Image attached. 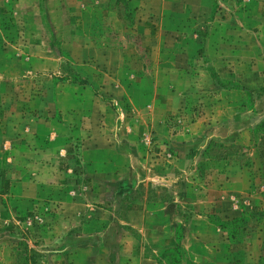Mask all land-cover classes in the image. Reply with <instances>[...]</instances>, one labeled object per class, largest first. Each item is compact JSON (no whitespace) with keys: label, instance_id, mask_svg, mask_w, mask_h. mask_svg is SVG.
Returning <instances> with one entry per match:
<instances>
[{"label":"rangeland","instance_id":"obj_1","mask_svg":"<svg viewBox=\"0 0 264 264\" xmlns=\"http://www.w3.org/2000/svg\"><path fill=\"white\" fill-rule=\"evenodd\" d=\"M9 1L21 7L0 4V62L23 63L13 72L0 68V76L12 80L5 94L22 99L19 116L30 109L27 99L45 92L48 73L53 83L86 84L95 94L96 76L60 53L58 40L48 37L49 23L40 30L25 22L31 11L23 6L33 0ZM50 1L48 15L64 13L63 24L52 22L58 32L66 23L70 48L123 50L137 78L143 74L166 93L181 90L183 98L174 116L143 138L135 165L127 167L126 149L98 151L81 137L54 153L22 151L18 168L0 152V264H128L131 253L134 260L145 255L149 264H170L169 256L177 255L180 264H192L190 249L182 247L192 223L202 225L198 234L207 248L196 254L206 264H264V130H254L264 120V0H60L68 12ZM46 43L62 64L34 71L27 54L38 47L34 51L44 55ZM72 57L81 61L85 55ZM169 69L186 76L184 87H167ZM111 105L134 112L131 105ZM85 125L90 129L91 123ZM25 132L24 140L32 141ZM31 172L38 180L15 181ZM132 172L142 182L130 193L119 178ZM238 175L248 184V194L239 193V215L196 209L195 193ZM173 184H184L186 197L169 209L164 203L175 201ZM177 237L180 254L174 249L164 255Z\"/></svg>","mask_w":264,"mask_h":264},{"label":"crops","instance_id":"obj_2","mask_svg":"<svg viewBox=\"0 0 264 264\" xmlns=\"http://www.w3.org/2000/svg\"><path fill=\"white\" fill-rule=\"evenodd\" d=\"M52 1H54L53 5L55 7L60 5V9H65L64 11L68 12V6H66L64 1ZM19 2L0 0V4L7 3L8 5H12V7L20 6ZM50 4V0H33L31 4L24 5L23 8L27 7V11H31L28 12L30 18H27L28 20H25V22L33 21L35 24L37 23L36 27L40 30L43 27V23H49L53 33L48 31V37H55L58 40L60 53L66 54L68 58L71 56L70 62L72 64L74 63L83 68V70L88 68L87 70L90 74L96 76L93 78L95 87H97L96 93L88 92L87 89L89 87L86 84L71 86L68 80H55L53 83L52 74L48 73L47 76L49 78H45V92L42 95L32 96L27 99L24 103H29L26 107L30 109L24 111V114L20 117L19 115L22 112L19 109H22V105L24 108V104H21L22 99L5 94L9 85H12L9 83L12 80L7 79L6 74H2L3 76H0V104L2 105L0 111V152L4 153L2 157L5 159L6 156H9L8 160L18 168L19 154L22 151L36 150L43 152L45 150L46 152L54 153L57 150L68 149L73 140L81 137V139H86L85 142L97 145L98 151H109L108 149H111L110 151L115 152L126 149L128 152L127 167L129 164L135 165L136 161L139 162V155L145 146L142 142L143 138H149L150 135H153L152 131L155 125L159 127V122L164 121L166 116L172 117L176 113L175 110H177L183 98L181 90L177 91L175 89L174 92L170 91L171 94L166 93L162 87L158 86L159 84L156 81L149 80L143 74H140L137 78V74L128 68L130 59L126 57L123 50H111L90 45H78L73 50V46L72 48L69 46L66 23H64V28L66 29L63 30L62 28L58 32L52 22V19H54L55 23L61 22L63 24L62 17L64 13L59 10L54 15H48V6ZM37 31L39 34L43 33L44 38L47 37L45 31L42 33L39 30ZM8 48H12V46L9 45ZM37 48L30 49L27 54L29 57H26L28 62L31 63L30 66H33L32 70L44 69L49 71L54 70L62 64V59L54 57V54L58 51L54 50L51 44L46 43L44 55H40L37 51H34ZM73 53H76L77 56L85 55V57L81 61L76 60L72 57ZM21 63L23 62L19 60L12 63L10 60L6 61L4 59L0 62V68L13 72L14 66L20 65L21 67ZM160 69L162 71L167 70L165 62L160 64ZM168 71H170L172 76H169L166 82L167 87L174 89L177 88L176 84L184 87L186 76L183 77V75H179L178 73H175L176 75L173 76L174 72H181L178 68H175L174 72L173 69H169ZM85 80L88 81V78ZM90 93L91 95L93 94V97L90 96ZM167 100H171L172 102L170 101V103L172 105H169ZM113 102L131 105L134 107V112L129 115L117 110L119 112L117 116L116 110L111 105ZM85 120L91 123L90 129L86 128ZM25 130L32 141L24 140L23 133H26ZM19 131L22 134H18ZM129 157L133 159H131V163ZM105 163L106 166L111 165L109 161ZM36 175H38L37 172H31L29 175L22 174V177L19 176L18 180L15 181H18L19 184L23 183L20 181H24L25 179L27 181L30 179L35 181L38 180V178H34ZM22 178L25 179L22 180ZM224 180L226 182L223 183L222 187H218V189L214 190V187L208 185L207 189L201 193L192 192V194H197L194 197L196 201L192 202L197 210H200L201 213H211L215 209L216 212L213 211L214 214L234 217L239 215L242 210V203L244 202H240V198L244 196L240 197L239 193H247V181L244 175ZM113 181L116 182V180ZM119 181L127 183L130 186L129 191L131 193L132 189L142 182V178L139 177L137 172H132L126 179L120 177ZM166 183L167 188L171 186V181ZM183 185L175 187L173 184L172 188H177L176 191L172 192L174 195L172 199L175 201L164 203L169 209L175 208V204L186 197ZM232 199L236 200V205ZM201 218V216H198V219ZM202 219L205 221V218ZM178 222L180 223V221ZM201 227V223L189 224L187 229L188 234L182 242V247L186 250L190 249L192 255L189 257L192 264H206L204 260L206 258H201L200 255L196 254L199 247L207 248L205 240L198 234V230ZM146 243H149L148 240H146ZM140 245L143 252L146 244L143 245L142 242ZM126 246L124 247L125 251L128 253L129 251L132 252V250L126 249ZM139 256L138 260H134V256L131 253V262L128 264H149L151 262L145 255L140 254ZM185 260L183 259L182 263H185ZM134 261L137 262L134 263ZM118 262H120V256L117 257Z\"/></svg>","mask_w":264,"mask_h":264},{"label":"trees","instance_id":"obj_3","mask_svg":"<svg viewBox=\"0 0 264 264\" xmlns=\"http://www.w3.org/2000/svg\"><path fill=\"white\" fill-rule=\"evenodd\" d=\"M258 129H262V130H264V120L263 121H261V122H259L257 125H256V127H255V129L254 130H258ZM239 219H236V220H234V221H238ZM179 240H180V238H176V242H175V245H174V247L171 249H165L164 250V252H163V254L164 255H168L170 252H174V249H176L177 250V252H178V254H180V250H179ZM169 258H170V264H180V258H179V255H177V257H174V256H169Z\"/></svg>","mask_w":264,"mask_h":264}]
</instances>
